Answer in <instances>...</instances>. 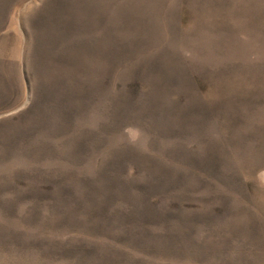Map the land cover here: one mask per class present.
<instances>
[{
	"label": "rangeland",
	"instance_id": "374dc122",
	"mask_svg": "<svg viewBox=\"0 0 264 264\" xmlns=\"http://www.w3.org/2000/svg\"><path fill=\"white\" fill-rule=\"evenodd\" d=\"M0 264H264V0H0Z\"/></svg>",
	"mask_w": 264,
	"mask_h": 264
},
{
	"label": "trees",
	"instance_id": "16d2710c",
	"mask_svg": "<svg viewBox=\"0 0 264 264\" xmlns=\"http://www.w3.org/2000/svg\"><path fill=\"white\" fill-rule=\"evenodd\" d=\"M130 60H131V61L128 62L129 65H133V64L135 65V64H136V60H134V59H130ZM132 62H133V63H132ZM149 85H150V83H148V85H146V86H147V90H148L149 87L151 86V85H150V86H149Z\"/></svg>",
	"mask_w": 264,
	"mask_h": 264
}]
</instances>
